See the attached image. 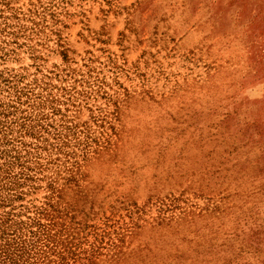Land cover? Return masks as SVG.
Segmentation results:
<instances>
[{"label": "rangeland", "instance_id": "obj_1", "mask_svg": "<svg viewBox=\"0 0 264 264\" xmlns=\"http://www.w3.org/2000/svg\"><path fill=\"white\" fill-rule=\"evenodd\" d=\"M0 264H264V0H0Z\"/></svg>", "mask_w": 264, "mask_h": 264}]
</instances>
